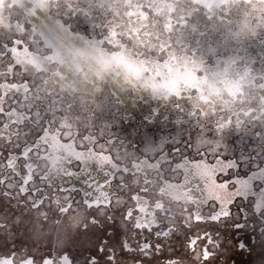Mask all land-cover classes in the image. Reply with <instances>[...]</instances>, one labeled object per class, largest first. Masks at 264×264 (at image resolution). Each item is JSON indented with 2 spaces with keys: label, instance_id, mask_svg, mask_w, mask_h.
I'll list each match as a JSON object with an SVG mask.
<instances>
[{
  "label": "rangeland",
  "instance_id": "1",
  "mask_svg": "<svg viewBox=\"0 0 264 264\" xmlns=\"http://www.w3.org/2000/svg\"><path fill=\"white\" fill-rule=\"evenodd\" d=\"M42 3L43 7L34 8L31 0H0V17H6L0 20V39H23L30 50L35 51L40 48L43 54L47 55L51 53V49L43 47L39 33L52 29V35L58 37V43L66 48L83 51V47L85 50L86 43L89 42L105 56L111 55L112 51H120L133 67L145 66L153 69L147 73L148 76L157 81L167 79L177 92L183 91L192 95L191 87H197L200 94L193 96L197 106L201 96L211 99L207 95L210 85L206 80L205 68L214 66L217 60L223 68L225 58L235 55L231 59L230 68L244 69L246 67L244 61L251 58L252 68L257 70L252 80L243 81L241 89L236 90L233 97L219 96L211 101L216 110L223 107L233 117L241 111H248L250 99L255 106H261L263 103L260 87L262 81L258 77L264 75L260 71L264 67V0H225V3L214 11L204 7L203 3H196L195 0H151V2L149 0H42ZM69 6L77 10L76 16L79 19L71 34L61 32L57 25V20L68 12ZM37 9L41 14H36ZM79 9L87 14L95 24V29L91 23L84 20ZM8 26H11L10 30ZM21 26L24 28L23 33L18 30ZM33 26L36 28L35 36L32 33ZM113 30L123 37L119 46L114 48L106 41L100 43L103 38L100 33L106 36ZM201 33H207L208 38ZM217 38L221 44L219 48L214 43H209V39L214 41ZM70 40L74 42L84 40L85 44L73 46ZM153 45L156 47H152ZM89 48L93 47L89 46ZM161 48L166 49L167 67L158 66L157 54ZM194 57L199 58L200 62L192 73L188 66ZM19 58L25 75L37 79L42 76V89L53 94L59 93L62 97L60 106L72 119L74 129L77 125L83 129L94 124H106L111 135L122 141L137 155L155 154L163 149V153H167L173 162L187 158L203 166L204 158L209 163L220 160L223 161L222 164H226L231 161L234 167L228 168L226 173L216 177L218 181L228 180L229 189L235 187L232 181L234 176L245 177L249 172L258 170L257 166L261 168V164L264 163V136L256 134L261 131L260 126H264V110L260 113L251 110L258 118L255 122L256 127L247 131L226 130L221 141L222 148L213 152V145L204 142L213 139V134L206 133L201 137L195 125H189L186 121L181 122L175 110L163 104L167 101H159L149 94L143 99H136V96H142V92L147 90L126 76L120 64L110 66L108 77L104 78L93 92L82 86H77L71 91L54 76L61 61H42L41 73L38 74L35 67L27 68L32 64L30 58L22 53ZM88 58L86 54L80 59L81 70L74 76L77 80L86 79L91 70L97 75L107 71L98 61L97 54L93 53L90 56L91 61H88ZM5 59L6 57L0 56V63ZM149 59L151 61L146 65L145 61ZM94 63L95 66L92 67ZM117 78L129 82L122 84L121 87L125 101H122L119 95L120 98L117 97L111 88L110 82L117 81ZM9 79L11 81L13 78ZM182 83L184 84L181 85ZM216 86L226 87L222 78L217 80ZM2 91L13 96L17 95L15 90L3 88ZM21 100L28 103L23 99V95ZM180 102L183 103V100ZM156 105L157 109H155ZM211 111L213 108L207 106L205 112ZM13 116L11 121L20 119L16 114ZM177 148L180 150L176 151ZM4 155L6 157L7 152ZM3 163H6V160ZM72 166L77 169L78 164L73 163ZM162 168L166 179L177 181L180 177V171H174L173 166L165 165ZM38 176L36 175L34 180L40 184ZM15 179L19 180V177ZM63 181L64 184H68L69 179ZM53 182L61 183V181ZM261 187L260 181L253 183L254 190H259ZM155 190L157 192V188ZM24 198L20 197V199ZM76 198L80 199L81 195H77ZM125 200H128L127 196ZM165 203L168 204L167 199ZM212 204H215L216 208V202L210 201L204 208V215L211 214L213 209L209 205ZM254 206L253 195L235 197L229 204L231 213L229 217H221L219 221H196L190 207L181 214L183 207L179 203L172 202V211L181 229L179 234L173 232L168 238L161 237L158 240L155 236L156 231L167 230L168 227L173 226L165 221L160 228H154L151 233L146 229L143 230V235H138L137 239L130 243L135 246L137 241L141 243L147 241L153 245L157 242L164 245L158 255L155 253L152 255L149 264H166L169 259H176L181 255L189 259L184 247L187 243L186 236L190 239L197 238L195 248L200 252L205 247L213 251L214 246L219 244L215 257L205 261L204 264H261L264 260V217ZM21 210L16 206V200L10 201L0 195V216L15 219ZM44 210L47 211V207ZM11 219L9 220L11 234L8 235L0 230V255L11 256L13 251L20 252L26 249L29 256L41 261L44 257H51L54 252L57 255L67 253L71 259L76 260V264H85L86 257L90 253L95 254V249L90 245L87 246V239L83 234L74 235L69 230L68 236L61 234L59 240L54 232L45 231L33 235L22 225H12ZM82 219L81 214L67 227L71 229L72 223ZM109 231L113 233L120 231L119 221L114 227L101 228L96 232V236H104ZM136 231L139 233L141 230ZM209 237L212 243H209Z\"/></svg>",
  "mask_w": 264,
  "mask_h": 264
},
{
  "label": "snow or ice",
  "instance_id": "2",
  "mask_svg": "<svg viewBox=\"0 0 264 264\" xmlns=\"http://www.w3.org/2000/svg\"><path fill=\"white\" fill-rule=\"evenodd\" d=\"M195 2L203 3L204 7L214 11L222 6L225 0H195ZM31 3L34 8L44 6L42 0H31ZM76 11L69 6L68 12L57 20L61 32L72 33L74 25L79 21ZM79 11L84 20L91 23L95 29V24L87 14L82 9ZM8 28L10 30L11 26ZM18 30L24 32L22 26ZM52 32V29H47L39 33L43 47L51 49V53L47 55L43 54L40 48L35 51L30 50L23 39H0V56L6 57L4 62L0 63V80L3 81L0 82V101H3L0 103V128L6 130L5 134L0 135V186H2L0 195L10 201L16 200V206L22 209L15 219L0 216V230L8 235L11 234L10 219L12 225H22L33 235L45 231L54 232L58 240L61 234L67 237L71 230L74 235L83 234L87 239V246L90 245L95 249V254L90 253L86 257L85 264H149L152 255L154 253L158 255L164 245L160 242L153 245L147 241L143 243L137 241L134 246L130 241H135L138 235H143L145 229L151 233L154 227L160 228L165 221L173 226L168 227L167 230L156 231L155 236L158 240L161 237L168 238L173 232L179 234L180 225L176 222L171 207L173 201L183 200L185 205L195 204L194 215L198 221L205 218L201 213L200 205L208 204L209 201L218 202L220 208L219 211H215V204L209 205L213 211L208 219L219 221L221 217H229L231 213L226 205L232 203L234 196L243 195L237 190L235 193H229L227 183L218 184L215 179V168L197 165L198 169L202 168L201 176L206 192L200 200L183 193L182 186L166 182L159 187L157 193L156 178L161 175L162 167L171 163L168 154L163 153V149L155 154L137 155L122 141L113 137L106 124H94L83 129L77 125L74 129L72 119L60 106L62 97L59 93L53 94L43 90L42 76L37 79L25 75L19 58L21 53L30 58L38 74L41 73L42 61L55 62L64 59H67L72 68L79 72L80 59L86 55V52L64 47L58 43L59 38L54 37ZM32 33L36 35L35 26L32 27ZM100 35L103 37L100 43L106 41L114 48L118 47L123 39L115 30L110 31L106 36L103 33ZM201 35L208 38L207 33ZM209 43H214L217 48L221 47L219 38L214 41L209 39ZM94 52L105 70L113 64L122 65L126 76L138 82L139 86L147 90L153 98L167 101L163 104L174 109L181 122L186 121L189 125H195L201 137L206 133H212L213 139L204 142L213 145V152L222 148L221 141L226 130L247 131L256 127L255 122L258 118L251 110L241 111L233 117L223 107L216 110L211 99L201 96V101L213 108V111L205 112L193 100V96L200 94L197 87H191L192 95L183 91L177 92L167 79L157 81L148 76L147 73L153 69L145 66L133 67L120 51H112L109 56H105L95 48ZM157 55L158 66L167 67L166 49L161 48ZM244 63L247 66L251 61L245 60ZM250 72L251 69H247L245 76ZM9 78L13 79L10 81ZM258 79L262 81L260 87H264V75H260ZM4 87L14 89L17 95L3 92ZM21 95L28 103L21 100ZM135 98L143 99V96ZM181 100L183 103L180 102ZM13 114L18 115L20 119L9 123L7 117ZM260 129L261 131L256 134L264 136V126H260ZM18 149L21 151L16 155ZM58 150L66 151L71 156L69 163L77 161L83 165L75 173L68 168L63 171V177L75 176L80 180L81 187H76L75 184L65 187L64 181L57 184L48 179L47 166L49 162L52 167L57 165L58 157L55 152ZM5 152L8 154L6 157ZM160 153L163 154L156 159ZM30 154L36 157L35 161L30 159ZM153 159L154 163L151 162ZM4 160L6 163H3ZM217 164L221 165V171L224 168L234 167L229 162L222 164L220 160H217ZM177 167L183 166L177 165ZM18 168L24 169V173L22 174ZM42 168L44 170H41ZM257 169L258 175L254 176L253 180L264 184V171H260V166H257ZM36 175H39L40 184L34 180ZM16 177H19V180H16ZM81 193V198L77 199L76 196ZM250 194L261 201L257 211L264 217V187L260 189L259 195L256 192ZM125 196L128 197L127 201ZM20 197L25 198L20 199ZM165 199L168 200L167 205ZM45 207L47 211L44 210ZM185 211H188L187 207L181 209V214ZM81 214L82 220L72 223L71 229L67 227ZM117 221L120 231L115 233L109 231L104 236H96V232L101 228L114 227ZM62 227L63 231H61ZM136 230L141 231L138 233ZM185 240L187 241L184 246L185 254L189 259L181 255L176 259H169L166 264H204L205 261L214 258L217 254L216 250L219 249V244H216L213 251L205 247L200 252L195 248V239L186 236ZM209 243H212L211 237ZM0 264H76V260L71 259L67 253L57 255L54 252L51 257L37 261L29 256L25 249L20 252L13 251L11 256L0 257ZM261 264H264V260Z\"/></svg>",
  "mask_w": 264,
  "mask_h": 264
},
{
  "label": "flooded vegetation",
  "instance_id": "3",
  "mask_svg": "<svg viewBox=\"0 0 264 264\" xmlns=\"http://www.w3.org/2000/svg\"><path fill=\"white\" fill-rule=\"evenodd\" d=\"M36 14H41V11L39 9H37L36 10ZM2 18L3 19H6L5 16H3V17L1 16L0 17V20H2ZM70 42H72V45H76L74 41L71 40ZM83 51H85L86 54H87V56L89 57L88 58V61H91L92 60L90 58V56L93 53L96 54L95 52H93V50H83ZM234 56L235 55H232L230 57L228 56V57L225 58V67H223V68L220 67L219 61L217 60L215 62V65L214 66L207 67V68L204 69L205 74H206L207 83H209V85H210V88L208 89L207 95L211 99L214 100L215 98H217L219 96L222 97V98H231V97H233L234 96V92L236 90H238V89H241V84L243 83V81H246L247 82V81L252 80V78L254 76V73L257 71V70H255V69L252 68L251 63L249 65H247L244 69H232V68H230V62H231V59ZM247 60L248 61H251V58H247ZM85 61H87V60H84V62ZM150 61H151V59L146 60L145 61L146 65L149 64ZM199 62H200L199 58L194 57L193 58V61L191 62V64H189L188 68L192 71V73L194 72V69L199 64ZM95 63L92 64V67L95 66ZM27 68L33 69L34 66H33V64H30V66L27 67ZM247 69H251V72H250L249 75L245 76L244 73H245V71ZM260 71L264 73V67H262L260 69ZM76 72L77 71H75L72 68L70 62L67 59H65V60L61 61V64L58 67L57 71L54 73V76H55V78L58 81H60L66 88H68L71 91L74 90L75 87H77V86H82L85 89L93 92L97 88V86H99L102 83V80L104 78L108 77L107 74L110 73V70L102 71L99 75H97L96 72H94V71L91 70V72L87 74V78L86 79H82V80H77L74 77L75 75H77ZM220 78L223 79L224 84H225L226 87H218V86H216L217 85V80L220 79ZM128 83H129L128 80L122 81V80H120V78H117V81L114 80V81H111L110 82L111 88H112L113 92H115L117 94V97L120 96L122 101H125V98L121 94V87H122V84H128ZM183 84L184 83H182L181 85H183ZM178 85H180V84H178ZM186 85L189 86V84H186ZM6 88H8V87H5V89ZM11 90H14V89H11ZM261 94H262V98H263L262 105L261 106H255V104L253 103V100L250 99V103H249V106L247 108L248 111L249 110H254V111H256V113H260L262 110H264V87H261ZM141 95L143 97H146L148 95V92H142ZM156 104H157V102H156ZM198 106L201 107L204 111H206V109H207L206 103H203L201 101V99L198 100ZM155 109H157V105H156ZM12 118H14L13 115H9L7 117V120H8L9 123H11V119ZM5 132H6L5 129L0 128V135L5 134ZM20 151H21V149H19L17 152H15V154L16 155H19ZM64 153L65 152L63 150H59L58 152L56 151L55 155L57 154V157H59V156L63 155ZM160 155H162V154H160ZM158 158H159V155L156 156V159H158ZM30 159L32 161H35L36 160V157H32V155L30 154ZM168 159L171 161L170 165L173 166L172 169L174 171L175 170L180 171V177L178 178L177 181L168 180V179H166L164 170L162 168L161 169V175L159 177H157L158 179L156 178L158 180V184L156 186L157 193H158L159 187L163 186L165 182L168 183V184H172V185L182 186L181 191L183 193H185L184 190H183V185H185V183H187V182L189 183V181L186 180V176H187V169H189V166L188 165H191V166L194 167V169L192 171L195 172V173H197L196 178L199 179V180H201L203 182V192L200 193V197H197L198 198L197 200L202 199L203 196L206 195V192L204 191L205 184H204V181H203L202 176H201L202 168L201 169H198L197 168V165L198 164L200 165V163H197L195 161L188 160L187 158H182V159H180L177 162H173L171 160V157L170 156H168ZM70 160H71V158H70ZM202 161H203V166L206 165L208 167H211V168H215L216 169L215 179H216V182L218 184H220V183H227V185H228V183H229L228 180L218 181L217 178H216L219 174L226 173L227 170H228V168H224V170L221 171L220 170L221 165H218L217 164V161H214V162L209 163L205 158ZM69 162H68V167H69L68 169H69V171H72L74 173L77 172V171H79V169L82 167V164H80L77 161H73L72 163H69ZM151 162L154 163L155 160L153 159V160H151ZM73 163H77L78 164L77 169H74L73 168V166H72ZM229 163L232 164L231 161H229ZM177 165H182L183 167H177ZM232 165L234 166V164H232ZM51 167L52 166H51V164L49 162V164L47 166V176H48V179L50 181H63L65 179H69V181H71V183L64 184L63 186L69 187V186H71V184H75V186L81 187L80 181L78 182L77 181L78 179H75L74 176L71 177V178H69V177H63V173L61 174V176L58 175V174H56V173H52ZM261 168H262V171H264V163L261 164ZM261 168H260V170H261ZM18 170L21 171L22 174L25 171L22 168H18ZM257 171L258 170L249 172V174L248 175H245V177H243V176H241V177L240 176H234L232 178V181L234 182L235 187H234V189H229L228 188V192L229 193H235L236 190H237L238 193H240L241 195H243V196H234V198L235 197H247V196L251 195L250 193H252V192H256V194L259 195V191H260V189L262 187H264V184H262V187L259 190H254L253 183L255 181H257V180H253L252 177H251L252 174L253 173H256ZM50 177H52V178H50ZM38 179H39V176H38ZM45 185H46V182H45ZM80 195L82 196V193ZM173 202L179 203L181 205V207H183V208L184 207H187V209H188L190 207L192 209V214L195 217V215H194V210L196 208V205L195 204L188 203L187 205H185V203H184L183 200L173 201ZM209 202H208V204H209ZM208 204H201L200 205V210H201V213L203 215H204V208L206 206H208ZM260 204H261V201L255 199V206H254L255 209H257V207ZM226 207L229 210V204L226 205ZM219 208H220V205H219L218 202H216V208L214 210L215 211H219ZM204 217L205 218L203 220H199V221L211 220V219H208V216H206V215H204ZM196 221H198V220H196ZM192 239H195L196 240L197 238H192ZM143 242H145V241H143ZM7 256H9V255H7ZM0 257H6V256L0 255Z\"/></svg>",
  "mask_w": 264,
  "mask_h": 264
},
{
  "label": "crops",
  "instance_id": "4",
  "mask_svg": "<svg viewBox=\"0 0 264 264\" xmlns=\"http://www.w3.org/2000/svg\"><path fill=\"white\" fill-rule=\"evenodd\" d=\"M80 43L85 44L84 40H79V41H75L76 45H74V46H78V44H80ZM89 46H92L93 48L91 49V48H89ZM86 47L87 48H85V50H94V48L96 49L95 45H93V43H89V42L86 43ZM4 89H5V87H4ZM8 89H10V88H6L5 90H8ZM64 152L65 153L63 155L58 157L57 165L55 167H51L52 173H56L60 176L64 170L69 168L68 162L70 161V158H71V156L69 154H67L66 151H64ZM188 166H189V169H187L186 180L189 181V183L187 182V183H185V185H183V190L185 193H187L188 195H190L191 197H193L194 199L197 200L198 199L197 197H200V193L203 192V182L196 178L197 173L192 171L194 169V167L191 165H188ZM82 167H83V165H82ZM262 168L260 171H262ZM256 175H258V172L252 174V176H251L252 179ZM75 179H76V177H75ZM77 181L79 182L80 180H77ZM76 187H78V186H76Z\"/></svg>",
  "mask_w": 264,
  "mask_h": 264
},
{
  "label": "bare ground",
  "instance_id": "5",
  "mask_svg": "<svg viewBox=\"0 0 264 264\" xmlns=\"http://www.w3.org/2000/svg\"><path fill=\"white\" fill-rule=\"evenodd\" d=\"M44 1H46V0H44ZM44 3H45V2H44ZM141 19H142V18H141ZM141 19H140V20H141ZM140 22H141V21H140ZM139 24H140V23H139ZM73 46H74V45H73ZM83 49H84V48H83Z\"/></svg>",
  "mask_w": 264,
  "mask_h": 264
},
{
  "label": "clouds",
  "instance_id": "6",
  "mask_svg": "<svg viewBox=\"0 0 264 264\" xmlns=\"http://www.w3.org/2000/svg\"><path fill=\"white\" fill-rule=\"evenodd\" d=\"M50 178H52V177H50Z\"/></svg>",
  "mask_w": 264,
  "mask_h": 264
}]
</instances>
